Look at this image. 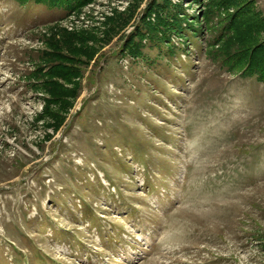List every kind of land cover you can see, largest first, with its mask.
<instances>
[{
	"label": "rangeland",
	"instance_id": "obj_1",
	"mask_svg": "<svg viewBox=\"0 0 264 264\" xmlns=\"http://www.w3.org/2000/svg\"><path fill=\"white\" fill-rule=\"evenodd\" d=\"M166 1L0 0V264H264V0Z\"/></svg>",
	"mask_w": 264,
	"mask_h": 264
},
{
	"label": "trees",
	"instance_id": "obj_2",
	"mask_svg": "<svg viewBox=\"0 0 264 264\" xmlns=\"http://www.w3.org/2000/svg\"><path fill=\"white\" fill-rule=\"evenodd\" d=\"M27 1L29 0H19V2H21L22 4H26ZM89 1L90 0H34V3L43 5L46 8L66 7L69 8V10L73 11L81 8ZM164 1L167 4L170 3V1ZM229 3L237 6H252L254 0H230ZM156 12L161 11L160 9H156ZM241 13L242 14L241 16H239V19H237L236 17L231 18V20L228 22L227 28H229V32L232 29L235 30V32L239 35V39H242L244 42L247 33L243 31V28H261L262 24L264 25V23L261 18L258 19L257 16L252 15V12H249V10H243V12ZM147 24L148 26H150V29L152 31H159L161 26H166V30H171L176 22L174 20H168L160 13L159 17L154 23L149 21L147 22ZM236 55L233 57V59L235 60V62H237V64H239L240 68H242L241 72H243L244 74L258 76V78H260V80L264 82V39L254 41L253 44L249 45L248 47L240 49L236 53ZM59 100L63 99L61 98Z\"/></svg>",
	"mask_w": 264,
	"mask_h": 264
}]
</instances>
